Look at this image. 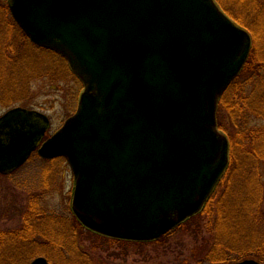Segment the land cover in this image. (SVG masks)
Segmentation results:
<instances>
[{
    "label": "water",
    "instance_id": "95a60500",
    "mask_svg": "<svg viewBox=\"0 0 264 264\" xmlns=\"http://www.w3.org/2000/svg\"><path fill=\"white\" fill-rule=\"evenodd\" d=\"M7 3L29 40L61 55L83 89L45 140L46 114L18 106L0 116V173L34 151L63 157L72 213L110 238L153 241L198 214L229 164L216 111L249 56V33L215 0Z\"/></svg>",
    "mask_w": 264,
    "mask_h": 264
},
{
    "label": "rangeland",
    "instance_id": "374dc122",
    "mask_svg": "<svg viewBox=\"0 0 264 264\" xmlns=\"http://www.w3.org/2000/svg\"><path fill=\"white\" fill-rule=\"evenodd\" d=\"M252 1L257 2L261 7V0ZM215 2L233 21H235L233 17L243 22H246L245 19L247 20V27L240 25L236 21L235 22L243 27L251 37L248 58H251V63L253 64L264 65V17L259 14L255 15L254 17L260 18L261 22L252 23L250 15L253 16V9L249 7L250 5L248 3L241 2V4H239L238 0H215ZM4 4L7 5L9 12L4 8L1 9ZM7 19L9 21H11V19L14 21L7 0H0V20L4 22ZM14 23L16 22L14 21ZM3 26L5 34L8 35L10 40L13 42L15 41L16 43L14 49L19 58L17 62L24 58L25 60L21 65L19 64L20 66L18 65L19 68L17 66L15 69L16 73H19V75H17L18 79L16 81L15 79H12L11 82L12 92H15L16 94H13L12 92L11 94L9 90L4 91L5 97L4 95L2 97L6 101L2 100L3 102L0 103V115L15 106L36 109L39 112L46 114L50 120V126L46 130L44 137L45 140L47 137L51 136L75 111L79 95L83 89L82 84L79 80H72V78H67L68 80L63 81H56L66 78L65 74H67V72L61 63L55 59L52 60L53 56H48L46 52L43 53L40 50H37V48L25 46L24 38L22 44V38L20 40L18 33L16 31L13 32V27L11 28L10 24L8 25L7 22ZM17 27L20 29L18 25ZM251 31H256L257 33L252 35ZM12 33L16 35L17 39L12 37ZM24 49H26V51ZM28 59L33 61V63L31 61L33 64L31 68L34 69V71L30 69L28 72L27 70V74L23 69L28 66ZM24 74L26 78L23 80L21 75ZM45 75H52L54 80L50 81V78ZM236 77L234 79H236ZM9 82L10 81H6V84ZM24 83L26 84L25 86ZM231 83L228 85L229 88L227 87L225 89L226 93L225 91L223 92V94L225 93L224 96H222L223 94L221 95L222 100H225L224 104L230 100H228V96L225 97V95L231 91L233 87ZM242 84H245V81L241 83L235 93L240 89L242 92L245 91L242 88ZM244 88H246V92H249L252 89L250 83H248L247 86L245 85ZM233 101H237V99L233 98ZM248 101L249 99L246 100V102ZM219 102L216 111V120L217 113H219V116L221 117L222 115L223 118L227 120L226 123L229 128L232 129L230 127L231 119L229 121V118H226L225 115L226 113H229V110L224 108V106H220L222 113L221 111L218 112ZM7 104L10 105L5 106ZM218 128L226 135L219 125ZM238 144L240 143H238L237 140V142H235L236 149ZM227 169L228 171L232 169L235 170L233 164H230V161ZM257 170L259 172L257 183L260 188L261 199L259 208L252 217L255 220V226H257L254 233H257L256 238L259 237L260 239L258 238V242L256 238L251 239L249 224L243 229L237 228L238 230L234 232L229 229L225 230V226H222L221 234L219 236L217 235L222 241L232 239L233 242H241L239 243L241 246L237 247L236 250H241L242 248L244 249L243 251L251 249L256 250L259 248L261 239L264 240V160L259 162ZM233 177L235 178L236 175L234 174ZM236 179L239 181V184H241L243 180H247L245 179V176L243 177L241 175L237 176ZM220 180L218 182V189H220ZM72 192L73 175L68 163L63 157L43 159L36 151H34L29 159L18 169L9 174L0 173V246L1 244H4L5 241L10 243L9 239H11L10 237L13 232L19 234L21 231H26L27 229L32 230L35 228L38 230L42 227L45 220H48L49 223L52 222V226L50 227L55 233V243L59 245L51 246L49 250L56 247L57 253H49L44 256L40 253L43 248L41 243L39 242V245H37L38 241H32L29 244H35L36 246L29 249L33 254L28 258V255L25 256V254L29 252L26 250L30 246L28 247L27 242L20 243V245L16 246L18 249L16 250V258L17 256L20 259H25V257H27L26 259L28 260L26 261L25 259V264H31L32 261L40 257L44 258L48 264L49 262H57L56 264L66 262L69 264L71 260H74L75 258H89L92 262L95 261L96 264H174L178 261V258L183 259L185 256L187 257V255L190 254L189 250L191 251L193 248L199 253L202 252V243H205L209 239L206 227V225L208 226V217L205 213L198 216V220L195 224L196 227L189 228L191 234L188 233V230H175L171 236L167 238L164 244L161 242H152L148 245L139 246L130 242L125 243L123 241L119 242L101 238L98 235L93 234L94 232L90 233L80 227L78 223L79 221L72 213L70 207ZM232 192H234V190H232ZM237 192L240 191L238 190ZM254 192L255 190L251 189L244 193L251 196ZM213 193L214 192H212V194ZM228 193L231 194V192ZM212 197V201H215H211V203H215L216 194ZM192 225L193 224L186 227L188 228ZM63 245L66 246L68 254L61 250L63 249V247L61 248ZM12 259L13 258L11 257V264Z\"/></svg>",
    "mask_w": 264,
    "mask_h": 264
},
{
    "label": "trees",
    "instance_id": "16d2710c",
    "mask_svg": "<svg viewBox=\"0 0 264 264\" xmlns=\"http://www.w3.org/2000/svg\"><path fill=\"white\" fill-rule=\"evenodd\" d=\"M251 1L252 0H242V1L238 0L239 4H241V2H246L250 5L249 7L253 9V16L250 15V19H252V23L261 22L260 18L254 16L259 14L264 17V0H261L260 3L261 7L258 5L257 2L254 1L251 2ZM3 8L7 12H9L7 5L4 4V6H2L1 9ZM233 18L240 25L247 27L246 19H245L246 22H243L235 17ZM6 22L8 25L10 24L11 28L13 27L12 28L13 32L16 31L18 33L20 40L22 38L21 40L22 44L24 38L25 46L30 48H37V50H40L43 53L46 52L48 56L50 55L53 56L52 60L55 59L59 63H61V65L64 67V69L67 72V74H65L66 78H62L56 81L68 80L67 78H72V80L78 81L77 77H75V75L70 71L65 59L61 55L50 49H46L32 44L28 40L26 35L17 27L16 23H14L12 19L11 21L7 19L4 22L0 20V103L6 101L2 97L5 93L4 91L9 90L10 93L12 92L11 89L12 79H15L16 81L18 79L17 75H19V73H16L15 69L19 64L21 65V63L24 62L25 60L24 58L23 60L17 62L19 58L17 52H15L16 50L14 49V46L16 47V43L15 41L13 42L12 40H10L8 35L5 34L3 25L6 24ZM251 33L252 35H254L257 32L251 31ZM12 37L17 39L16 35L13 33H12ZM24 50L26 51V49ZM31 61L30 59H28L27 62L28 66H26V68L23 69L24 72L27 74L29 70L32 69L31 67L33 66L32 64L33 61L32 63ZM32 70L34 71V69ZM263 73H264V65L253 64L251 63V58H248L240 74L236 77V79L232 81L231 85L233 87L231 91H229V93L225 95V97L228 96V100L230 99L229 102H226V104H224L225 100H222V97L220 99L218 112L221 111L222 113V109L220 108V106L222 107L224 106V108L229 110L228 111L229 113H226L225 115L226 118H229V121L231 119L230 127L232 129L229 128V126L226 123L227 120L223 118L221 113H220L221 117L219 116V113H217L218 125L226 133L228 137L229 156H230L229 160H230V164L231 165L233 164L235 170L234 169L230 171H228V169L226 170L224 176L220 180L221 181L220 189H218L219 187L218 185L214 193L212 194V196L216 194L215 203H211L213 198L211 196L210 199L207 201L204 209L200 213H198L195 216H192L190 219L186 220L184 223L179 225L174 230L166 233L165 235L161 236L160 238L154 241L140 242V241H129V240L110 238L97 233H93L85 229L77 221L80 227L85 231L96 234L104 239H111L119 242L123 241L125 243L130 242L137 244L139 246L148 245L149 243L152 242H157V243L161 242L164 244L167 238L171 236V234L175 230L189 231V228L196 227L195 224L196 221L198 220V216L205 213V215L208 217L207 218L208 226L206 225V227H207V232L209 234V239L205 243H202L201 246L203 248L202 252L199 253L195 251L193 248L191 251L189 250L190 254L187 255V257L185 256L183 259L178 258V261L175 262L174 264H232L236 261H240L245 258H254L264 263V240L261 239L258 249L243 251L244 250L243 248L241 250H236L237 247L241 246V244H239L241 242L236 243L233 242L232 239L222 241L218 237L221 234L222 226H225V230L229 229L232 232H234L238 229H243L248 224L250 225L249 230L251 234V239H254L257 236V233H254L255 230L257 229V226H255L256 225L255 220L253 219L252 216L257 212L261 199L260 188L257 183V178L259 176L257 166L259 162H261V160L262 161L264 160V74ZM21 76L23 77L22 78L23 80L24 78H26L25 74ZM45 76H48L50 78V81L54 80L52 75H50L52 78L49 75H45ZM6 81H10V82L6 84ZM243 81H245V84H242V88L245 91L242 92L240 89L235 93V91ZM248 83H250L252 89L249 92H246V88H244V86L245 85L247 86ZM25 85L26 84L24 83V86ZM12 93L16 94L15 92ZM224 94L222 96H224ZM233 98H236L237 101H233ZM247 99H249L248 102H246ZM234 102H239V103H234ZM8 105L10 104H7L5 106ZM237 140L238 143L240 144H238V147L236 149L235 142H237ZM234 174L236 175V177L240 175L243 177L245 176V179L247 180H243V182L239 184V181L236 179V177L235 178L233 177ZM237 189L240 192H237L238 191ZM251 189L255 190V192L251 196H248L247 194L244 193ZM232 190H234V192H232ZM228 192H231V194H229ZM214 201L215 200H213L212 202ZM44 222L42 224V227L38 230H36L35 228L32 230L27 229L26 231L24 230L21 231L19 234L13 232L10 237L11 239H9L10 243H8V241L7 242L5 241L4 244H1L0 246V264H11L10 263L11 257L13 258L12 264H25V259L27 257H25V259L24 258L20 259L17 256L16 258V253H17L16 250H18L16 246L20 245V243L23 242L25 243L27 242L28 247L30 246L26 251H29V249H31L33 246H36L35 244L32 245L29 243H31L32 241L35 242L38 241L37 245H39L40 242L43 247L40 252L42 253V255L46 256L49 253L56 254L57 253L56 247L51 248L52 250H49L51 246L58 245L57 243H55V239H54L55 233L50 227L52 226L51 224L52 222L49 223L48 220H45ZM191 224H193L191 227L188 228L186 227L188 225L190 226ZM188 233L191 234L190 231ZM258 238L259 237L256 238L257 242H258ZM62 247L63 249H61ZM61 248L60 249L63 252L68 254L66 246L63 245L61 246ZM32 254L33 252L29 251L28 253L25 254V256L28 255L29 258L30 256H32ZM27 260L28 259H26V261ZM56 263L57 262H51V263L49 262V264H56ZM61 264H68V263L61 262ZM69 264H96V263L95 261L92 262V260L89 258H83V259L75 258L74 260H71Z\"/></svg>",
    "mask_w": 264,
    "mask_h": 264
}]
</instances>
